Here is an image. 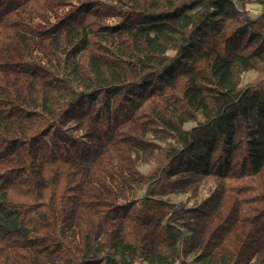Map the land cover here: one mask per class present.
<instances>
[{
  "label": "trees",
  "instance_id": "1",
  "mask_svg": "<svg viewBox=\"0 0 264 264\" xmlns=\"http://www.w3.org/2000/svg\"><path fill=\"white\" fill-rule=\"evenodd\" d=\"M247 6L0 0V264H264Z\"/></svg>",
  "mask_w": 264,
  "mask_h": 264
},
{
  "label": "rangeland",
  "instance_id": "2",
  "mask_svg": "<svg viewBox=\"0 0 264 264\" xmlns=\"http://www.w3.org/2000/svg\"><path fill=\"white\" fill-rule=\"evenodd\" d=\"M247 11L252 16H256L258 13L263 12L264 8H260V7H256V6H247ZM253 77H254V72L253 71L245 73L242 76V86H247L248 83L253 79ZM195 126L196 125L194 123H188V124H186L184 126V128L186 130H190V129L194 128ZM148 169H149V166L148 165H144L141 168H139V171L141 173H146L148 171ZM143 195H144V191L138 193V197L139 198L142 197ZM206 195H207V188L203 187L201 189L200 199L204 198ZM169 200H170V202H172L175 205L182 204V203L185 204L187 207L192 205V202L189 201V197L188 196L172 195V196L169 197ZM184 263H190V258L185 259Z\"/></svg>",
  "mask_w": 264,
  "mask_h": 264
}]
</instances>
